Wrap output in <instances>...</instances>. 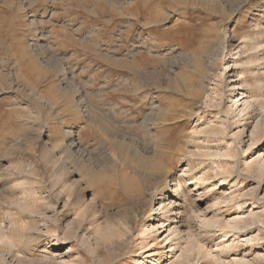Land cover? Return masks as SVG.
I'll return each mask as SVG.
<instances>
[{
    "label": "rangeland",
    "instance_id": "rangeland-1",
    "mask_svg": "<svg viewBox=\"0 0 264 264\" xmlns=\"http://www.w3.org/2000/svg\"><path fill=\"white\" fill-rule=\"evenodd\" d=\"M263 45L264 0H0V264H264V169L259 174L254 162H264V146L254 142L264 118L259 121L253 110L249 121L231 125L237 118L229 117L224 135L208 141L201 129L223 112L211 114L196 97L179 91L181 82L195 79L190 66L202 46L215 53L227 46L235 54L240 48L236 60L254 55L260 61ZM218 58V74L228 66L238 70L233 60ZM255 66L263 71L261 62ZM243 76L256 84L248 70ZM244 86L249 97L255 89ZM262 86L261 99L264 81ZM157 137L183 141L185 154L173 156L169 186L175 183L171 179L195 174L196 181L223 168L240 175L232 188L220 187L214 177L210 192L205 186L199 190L224 196L212 200L216 225L209 223L212 213L196 219L193 235L184 236L181 228L177 244L169 235L174 225L168 226L174 211L162 217L156 199L137 212L128 244L95 242L105 219L130 206L116 193L121 170L130 175L129 168L142 162L148 139ZM172 147L167 155L174 154ZM71 149L76 166L63 165L60 156ZM192 193L197 199L196 190ZM115 200L112 210L104 207ZM190 216L186 212L182 220ZM235 220L238 230L229 228ZM146 224L152 226L141 237ZM229 229L239 233L224 237ZM162 230L167 232L160 236Z\"/></svg>",
    "mask_w": 264,
    "mask_h": 264
},
{
    "label": "bare ground",
    "instance_id": "bare-ground-1",
    "mask_svg": "<svg viewBox=\"0 0 264 264\" xmlns=\"http://www.w3.org/2000/svg\"><path fill=\"white\" fill-rule=\"evenodd\" d=\"M229 1L231 2V0H229ZM234 2L235 1H233L232 3H234ZM237 2H240V1H237ZM210 3H211V0H210ZM225 3L228 4V2H225ZM234 6H236V5L234 4L232 7H234ZM213 8H214V6H213ZM223 38H222V40H219V41H221L220 46H221V44H223L225 42L223 40ZM236 38H237V36H236ZM234 39H235V37H234ZM248 41H249V38H248V40L243 41L244 47L247 45ZM250 44H252L253 46L254 45L256 46V40L252 39ZM203 47L204 46H202V51H200L201 53H199V54H201V56L199 55V59H196L194 65L190 66V67H192V70L194 72L195 79H190V81H188L187 84L189 86L193 87L194 90L191 91V89H190V91H187L189 89V87L187 84H184L183 82L180 83L181 88L179 90L181 93L182 92L185 93V91H186L190 97L191 96L196 97V99H198V101L202 102L203 105H205L206 109L207 108L210 109L209 112L211 114L215 113L218 115V113L223 112V116H219V118L222 117L220 120L213 121V122H215V123H213V125H211L210 127H206V128L201 129L200 134L203 133L202 135L206 136L208 141H212V140L218 141L219 136L224 135V131L228 128V124H229L228 118L229 117L232 118L233 120H235L237 118L235 120L236 122H234V124H231V122H230L231 125H235V124L237 125V124H240L241 122H243V120L249 121L251 119L250 115L252 114L253 110H256V113H254V114H257V115H255V117L258 118V116L261 115V118L259 119V121H261V120L263 121V118H264V97H263V99L260 98V95H259L260 91H258V90H260L261 86L263 85L264 68L262 67L263 71H261V72L257 71L256 67H258V66H255V64L258 65V63L261 62L264 66V59H262L263 61L262 60L259 61L260 56L255 57L254 55H252V56H250L249 60L247 59V61H245L243 59L236 60V58L241 57V52L239 50L240 49L239 47H238L239 48L238 51H236L235 54L232 53V51H230L231 48H228L227 46L226 47L229 50L228 52H227L226 47H223L221 49H218V51H216V53L211 51L212 48L204 49ZM246 48H247V46H246ZM232 49H234V48H232ZM236 49H237V47H236ZM250 50L252 51V49H250ZM253 50H255V49H253ZM246 51H248V50H246ZM197 57H198V55H197ZM218 57H220V58H218ZM227 57H228V59H227ZM217 58L220 59V61L225 60L226 62L233 60L232 62H233V65L235 64L234 66H237L236 64H238V67H237L238 70L236 69V71H235L236 73L233 71L234 70L233 67H232V69L228 70V68H229V66H228V68H226V69L224 68V70H222L221 73L218 74L216 69L218 68L219 65L217 66L218 63L217 64L215 63ZM256 62H258V63H256ZM247 65H249V66H247ZM239 69H241V70H239ZM247 70H248V72L251 73L250 79H253V82L256 83L255 85H253L252 83L250 84L249 81L246 79V76H243V75H245V71H247ZM231 71H232V75H231ZM226 76H228L229 80H230L227 83V87L229 88V89L227 88L228 91H226V86L224 85V82L227 81ZM245 83H247L248 87H250V88L252 87L256 91L255 92L254 90H252L249 97H247V95L244 94V88L246 87V86H244ZM168 85H170V84H168ZM72 87H74V86H72ZM72 87H70V88L72 89ZM262 90H264V88H262ZM225 99H228V101ZM155 107H156V105H155ZM251 108H252V110H251ZM151 117H153V115L150 116V118ZM146 119L148 120V118H146ZM161 123H164L166 125V123L163 120H161L160 124ZM222 124H225V126H222ZM103 126L105 127V125H103ZM103 126H100V127L102 128ZM166 127H167V125H166ZM255 128L257 130L256 131L257 135L254 134V137L256 138V139H254V142L257 143V145H256L257 147L264 146V123H259L258 125H256ZM103 130H104V128H103ZM105 133L106 134L108 133L106 131V128H105ZM259 134L261 135V137L259 136ZM112 135L110 133V136H112ZM116 139H117V137H116ZM166 139H167V141H166ZM119 140H117V141H119ZM171 141H173V142H171ZM147 142H149V146L144 147L142 149V152L144 154V156H142L143 157L142 162L136 167L132 166L129 168V169H134L133 172L130 173V175H129L130 171L128 172V169H125V170L122 169L121 170L123 173L122 177L120 175H118L121 177V179H120V183H119L120 185H118L119 188H117L119 190L116 193L119 197V200H121V201L123 200L125 202V204L124 203H122V204H124V205L127 204L130 206L124 207V210L122 209L121 212H119L118 214H115V215H117L116 218H113V219L106 218L105 219V217H104V219H105L104 223L106 225H100L98 227V229L96 231V235L94 236L95 242H97V243L102 242L104 246H111V247L113 246L114 248H117L121 243L122 244L127 243L128 240L132 238V234L137 227L136 226L137 225L136 222L138 220L137 219L138 218L137 212L140 213L139 209L141 208L142 205L146 204V208H147V206H149L147 204H150L151 201H154L156 199L160 202V207L158 209L159 215H161L162 217H167L168 213H171V211L172 212L174 211L175 215L172 216L171 218H169V219H172V221L169 222V219H167V221L169 222L168 226H170V230L172 228V225H174V228L170 231L169 235L174 236V239H176L178 241L177 244H179L181 239H183L182 236L178 237L179 235H181L180 234L182 232L181 228H184V227L186 228V231L184 232V236L186 234L189 236L193 235V233H192L193 227L195 226L193 221L196 219H199V218L205 219L208 214L212 213L214 216L213 217L214 219L212 218V220L209 221V223L212 226L216 225L215 222L217 223V221L214 222V225H213L212 221L215 220V212L217 211L216 210L217 204H213L212 200L214 202V200L222 199L224 196H221V195L218 196L217 194L214 195L216 193V191L212 192V193H207V191L206 192L204 191L205 194H202V193L200 194L199 190H201L200 188H202V186H205L204 188L208 189L209 188L208 186H211V185H209L210 182H208V181H213L212 179H214V177L218 178L217 180L221 184L220 187L232 188L234 185L237 184V181H238V178L240 177V175L238 177H235V176H233L234 170L232 168H230L231 171L223 168V171L217 172L218 174H216L215 176H210L209 174H206V175L202 174V176L200 178H198L196 180L197 181L196 182V181H194L196 178L195 174L192 176L190 175L191 177H187L188 175L185 173L186 175L185 174L184 175L186 177L184 178V180L171 179V181L172 182L175 181V183L173 182L172 186H169L168 178L170 177V175H172L169 168L172 167V162L174 160L173 156L178 155L181 158L185 154V150L183 149V141H182V139H179V138L177 140L176 139L173 140V139H170V138L168 139V138H164V137H161L159 139L157 137V139L154 138V140L148 139ZM169 142H171V144ZM74 143L72 144L73 148H75L77 145ZM167 145H169V146L172 145L173 146V147L171 146L172 149L176 148L175 149L176 152L174 151L173 155H171L169 153H168L169 155L166 154L168 152L167 149L171 148V147H168ZM133 149H134V147H133ZM136 150H137V148H136ZM132 153H135V150ZM208 153L209 152H207L206 153L207 155L206 154L205 155L206 156L209 155V157L216 155V154H214V155L211 154V152H210V154H208ZM72 155H73V152L71 149L67 153L63 154V156H60L62 159L65 158L64 161H62V164L66 165L67 163H71L74 166H76V162L73 160V157L75 159V156H72ZM230 155L231 154H229V151H228L225 156H230ZM217 157H219V156H217ZM260 161H261V159H259V158L254 160L255 163L258 162V164H259V170H258L259 174L261 172H263V169H264L262 167L264 162H263V164H262V162L260 164ZM228 163H229L228 161H225V164L228 165ZM219 166H221V165L218 164V167ZM118 173H119V171H118ZM131 174H132V177L129 178V176H131ZM241 174H242V176L244 175L243 173H241ZM21 186H23V185H21ZM189 186H195L197 189L191 188L192 189L191 190ZM213 188H215V187H213ZM193 190H196L197 199H194L192 197ZM208 191H209V189H208ZM210 191H211V189H210ZM168 192H169V194H168ZM183 196L185 198H183V200H182ZM115 201L116 202L111 201V202L105 203L104 207L107 210H110V209L112 210L113 207H116L118 204V201L117 200H115ZM204 204H206V206H203ZM64 205H68V204L65 203ZM254 205H256V204H254ZM64 207H66V206H64ZM144 208H145V206H144ZM255 208L252 211H254ZM152 210H154V207L152 208ZM144 211H146V210H144ZM151 211L148 213V218L151 217V214H152ZM154 212L158 213L157 211H154ZM154 212H153V214H156ZM186 212L190 213L191 216H190V219H188L186 222H184L182 219H183V216L186 214ZM250 213L252 216L251 219L255 218L256 213H253V212H250ZM108 214H109V212H108ZM178 214H180L179 217L177 216ZM139 215H141V214H139ZM104 216H106V213ZM220 221H222V220H220ZM230 223H231V221H230ZM163 224L164 223L162 222V226H163ZM207 224H208V221H207ZM227 224H228V226L230 225L229 222ZM227 224H226L225 228L227 227ZM238 224L239 223H237L235 220L234 225H232L233 227H229V228H231V229L233 228V229L238 230L239 229ZM210 225H209V227L213 228ZM150 226H152V225H150ZM150 226H148L146 224L145 227L142 228V231L139 232L141 237H144L146 234H148V232L150 231V228H149ZM222 228H223V226H222ZM158 230H161V228H158ZM226 230H228V229H226ZM166 232H167V230H162V234L160 236H163ZM238 233H235V231L232 232V230L229 229V231L223 232V236L227 237L230 234L231 237H235V235H237ZM169 235L163 239L161 244H163L165 242V240H167L171 237ZM2 240H5V239H3V237H2ZM2 243H4V241H2ZM5 243H8V241L6 242V240H5ZM9 246H10V244H9ZM189 246H190V244H189ZM6 247L8 249L7 250L5 248V250H7V252L8 251L13 252V251H11L12 249H10L8 246H6ZM188 248H191V247H188ZM1 250H2V248H1ZM173 250H176V249L174 248ZM191 250H193V249H191ZM187 251L185 252L186 254L188 253ZM3 254H5V253H3ZM7 254H9V253H7ZM7 254H5V255H7ZM13 254H12V257H13ZM1 258H2L1 260L4 259L3 257H1ZM16 258H18V256ZM16 258H14V259H16ZM10 264H12V262ZM239 264H243V263H239Z\"/></svg>",
    "mask_w": 264,
    "mask_h": 264
}]
</instances>
